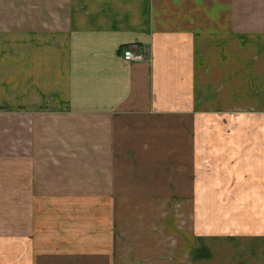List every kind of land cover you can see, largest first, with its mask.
<instances>
[{
	"label": "crops",
	"instance_id": "1",
	"mask_svg": "<svg viewBox=\"0 0 264 264\" xmlns=\"http://www.w3.org/2000/svg\"><path fill=\"white\" fill-rule=\"evenodd\" d=\"M0 264H264V0H0Z\"/></svg>",
	"mask_w": 264,
	"mask_h": 264
},
{
	"label": "rangeland",
	"instance_id": "2",
	"mask_svg": "<svg viewBox=\"0 0 264 264\" xmlns=\"http://www.w3.org/2000/svg\"><path fill=\"white\" fill-rule=\"evenodd\" d=\"M226 127L231 129L236 122L226 123ZM94 204L90 202V205ZM136 208H127L126 205L119 207L118 215H123L122 220L131 225L137 226H163L167 227V247L169 249L173 245L174 230H180L181 227L186 228L190 225V209L191 203L181 200H165L144 202L135 205ZM201 208V207H200ZM199 208V210H201ZM206 205H204V209ZM167 219V220H166ZM185 230V229H184ZM170 258H168V262Z\"/></svg>",
	"mask_w": 264,
	"mask_h": 264
},
{
	"label": "built area",
	"instance_id": "3",
	"mask_svg": "<svg viewBox=\"0 0 264 264\" xmlns=\"http://www.w3.org/2000/svg\"><path fill=\"white\" fill-rule=\"evenodd\" d=\"M120 59L123 62H136L141 61L143 56L138 52L135 46H128L120 54Z\"/></svg>",
	"mask_w": 264,
	"mask_h": 264
}]
</instances>
